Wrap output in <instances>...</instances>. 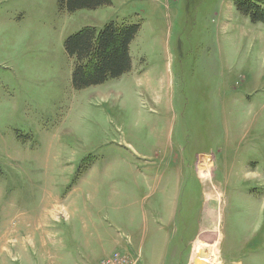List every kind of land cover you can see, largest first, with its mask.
I'll list each match as a JSON object with an SVG mask.
<instances>
[{"label": "rangeland", "instance_id": "374dc122", "mask_svg": "<svg viewBox=\"0 0 264 264\" xmlns=\"http://www.w3.org/2000/svg\"><path fill=\"white\" fill-rule=\"evenodd\" d=\"M233 1L0 0V264H100L150 179L178 182V264H264V26ZM111 22L140 26L132 70L73 90L64 40Z\"/></svg>", "mask_w": 264, "mask_h": 264}, {"label": "trees", "instance_id": "16d2710c", "mask_svg": "<svg viewBox=\"0 0 264 264\" xmlns=\"http://www.w3.org/2000/svg\"><path fill=\"white\" fill-rule=\"evenodd\" d=\"M110 0H59L67 13L110 6ZM235 10L252 24L264 26V9L252 0H234ZM138 24L108 23L101 29L84 28L68 36L63 50L72 61L71 87L82 91L103 85L131 71L129 48L139 32Z\"/></svg>", "mask_w": 264, "mask_h": 264}, {"label": "crops", "instance_id": "0c3cea01", "mask_svg": "<svg viewBox=\"0 0 264 264\" xmlns=\"http://www.w3.org/2000/svg\"><path fill=\"white\" fill-rule=\"evenodd\" d=\"M59 12L70 14L60 10ZM126 24L129 23L125 22L121 25ZM123 76L118 79H121ZM105 84L106 83L103 85ZM173 181L169 191L166 187L160 188L158 185L159 182L155 179H150L147 183H149V186H152L151 194L142 198L129 191H124V193L118 194L113 198L115 202L114 205L120 206L121 208L123 203L124 206L126 205L125 210L127 212L122 218L120 226L107 224L108 230H113L121 241L117 240L112 243H110V241L106 242L110 244V248L100 245V249L98 248V251L96 252L98 254H105L106 257H109L116 252L126 254L135 257L138 264H178L180 262L178 259L179 248L181 243L183 245L184 238L182 239L176 226L175 218L179 206V189L177 187L179 186L176 185V183H178L177 181ZM100 188L101 187L97 188L94 194L97 198H101L100 193H98ZM159 194H163V199H165V204H163L164 209L162 210L163 214L157 212L158 209L153 203H151V201L156 199ZM122 231L128 234V236H126L127 242L122 241V235H120V233L122 234ZM177 239L180 245L176 248L175 240ZM104 243L105 241L101 240V242H98L97 244ZM111 248L115 250L112 254L109 252Z\"/></svg>", "mask_w": 264, "mask_h": 264}, {"label": "built area", "instance_id": "2783aa9c", "mask_svg": "<svg viewBox=\"0 0 264 264\" xmlns=\"http://www.w3.org/2000/svg\"><path fill=\"white\" fill-rule=\"evenodd\" d=\"M100 264H138V261L135 257L116 252L103 259Z\"/></svg>", "mask_w": 264, "mask_h": 264}, {"label": "bare ground", "instance_id": "6f19581e", "mask_svg": "<svg viewBox=\"0 0 264 264\" xmlns=\"http://www.w3.org/2000/svg\"><path fill=\"white\" fill-rule=\"evenodd\" d=\"M198 241H199V244H200L201 247L206 248V249L209 248V241L206 238H204L203 236H199V240Z\"/></svg>", "mask_w": 264, "mask_h": 264}, {"label": "water", "instance_id": "95a60500", "mask_svg": "<svg viewBox=\"0 0 264 264\" xmlns=\"http://www.w3.org/2000/svg\"><path fill=\"white\" fill-rule=\"evenodd\" d=\"M204 163L207 164V162H204ZM200 255H201L199 257L200 258V261L199 260H196L194 264H204V262H202V259H204L203 252Z\"/></svg>", "mask_w": 264, "mask_h": 264}]
</instances>
